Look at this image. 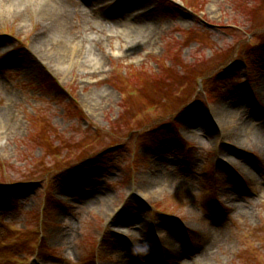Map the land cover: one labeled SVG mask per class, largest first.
Here are the masks:
<instances>
[{"label":"rangeland","instance_id":"obj_1","mask_svg":"<svg viewBox=\"0 0 264 264\" xmlns=\"http://www.w3.org/2000/svg\"><path fill=\"white\" fill-rule=\"evenodd\" d=\"M67 1L0 14V264H264V0Z\"/></svg>","mask_w":264,"mask_h":264},{"label":"bare ground","instance_id":"obj_2","mask_svg":"<svg viewBox=\"0 0 264 264\" xmlns=\"http://www.w3.org/2000/svg\"><path fill=\"white\" fill-rule=\"evenodd\" d=\"M8 1L10 0H0V14H2V12L4 10L9 11V8H12V4H10ZM24 1V0H23ZM30 2V4H32L35 8H38L39 10H41L42 13V19L45 21V25L47 28H49L48 30L52 33H57L58 31H61L63 29V27L65 26L64 24L68 23V20L70 18L69 15V7L71 6L72 2H65V0H27ZM92 1H97V0H92ZM90 0H84L82 5H81V10L80 12L83 14L84 16V22L86 24H89L91 21L93 22H97L94 21L95 18H91V16L89 17V13H94V5H92V3H89ZM145 3V0H124L122 1L121 5L119 6V8L117 9V11L115 13H109L105 16H103L102 14H99V17H97L99 19V23L100 25L103 27H105V29L107 28V30L109 31H117L120 30L122 28H126V27H131L134 29H139V30H146L148 29L152 24H148L146 17H140L138 15H134V12L138 11H132L130 13V10L132 8H135L137 6L143 5ZM99 5V4H98ZM142 10V9H139ZM106 12V11H104ZM52 19V23H47V20H51ZM98 23V22H97ZM150 25V26H149ZM148 26V27H147ZM138 27V28H137ZM143 27H147V28H143ZM45 33V32H44ZM44 33L40 34L39 36H36L34 38V49H38V50H45L48 52V48L50 46V41L48 39V36H46ZM68 42H66L67 44ZM79 50V49H78ZM61 51V50H60ZM81 51V49L79 50ZM80 52H78L79 54ZM48 58L47 60L50 62H53L57 65H62L63 61L61 62L60 57H51L50 55H47ZM88 58H90L91 60H93L94 54L93 53H89L88 54ZM87 58V59H88ZM61 62V64H60ZM16 63V62H15ZM17 65H21L19 63H17ZM235 107H239L236 105H228L223 109V117L226 120H231V115L232 118L233 116H235L233 114V111L235 110ZM254 115H250L248 117L249 120L253 119ZM11 118L10 115L7 111H0V130L1 128H9V132H10V128L13 124L10 123ZM228 122V121H227ZM229 125V123H226V125ZM264 124V123H263ZM249 125V121H245L242 125H240L238 128H234L233 132H231V137L236 139H239L240 136V129L242 126V129H245L246 126ZM244 131V130H243ZM255 135L258 139H261L262 141H264V126H258ZM224 153H226V150L223 151L221 153V155H224ZM246 172L248 175L252 174V171L250 170V168H246ZM233 207H236V210L234 211V213L236 212H240V210H242V207L240 206V204L236 203L233 205ZM219 228H215L213 229V233L214 234V241H217L218 238H220L222 235H219V230H220V225H218ZM208 249V246L205 247V249H203L201 251V255L198 258V260L200 259H204L201 258V256H204V254L206 253ZM196 261V259H195ZM121 264H127V263H121Z\"/></svg>","mask_w":264,"mask_h":264},{"label":"clouds","instance_id":"obj_3","mask_svg":"<svg viewBox=\"0 0 264 264\" xmlns=\"http://www.w3.org/2000/svg\"><path fill=\"white\" fill-rule=\"evenodd\" d=\"M11 9L9 8V11H10Z\"/></svg>","mask_w":264,"mask_h":264}]
</instances>
